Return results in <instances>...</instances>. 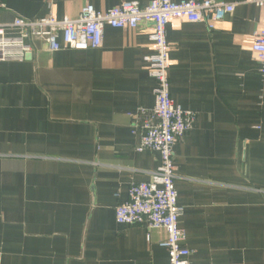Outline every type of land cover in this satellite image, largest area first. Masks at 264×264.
<instances>
[{
  "label": "crops",
  "instance_id": "1",
  "mask_svg": "<svg viewBox=\"0 0 264 264\" xmlns=\"http://www.w3.org/2000/svg\"><path fill=\"white\" fill-rule=\"evenodd\" d=\"M128 1L0 0V25ZM213 1L236 7L212 31L166 27L170 95L196 117L174 146L181 246L196 264H264V77L250 50L264 10ZM150 27H105L86 51L34 41L23 61H0V264H168L163 231L115 220L160 165L135 152L130 118L154 105Z\"/></svg>",
  "mask_w": 264,
  "mask_h": 264
},
{
  "label": "built area",
  "instance_id": "2",
  "mask_svg": "<svg viewBox=\"0 0 264 264\" xmlns=\"http://www.w3.org/2000/svg\"><path fill=\"white\" fill-rule=\"evenodd\" d=\"M241 4L264 10V0H243ZM236 4L213 0H151L140 6L139 0L121 2L104 12L86 5L76 19L58 20L53 16L38 20L15 18L0 25V61H23L31 53V42L47 45L50 53L61 50L86 51L102 45L103 30L110 27L134 31L142 23L151 25L149 39L152 54L145 58L146 72L155 81L154 105L138 108L131 115L134 128L139 132L135 152L145 150L159 155L160 165L150 174L148 182L131 184L127 200L116 207L115 220L124 226H141L148 232L161 230L166 238L162 243L168 264H196L189 260L191 252L181 246L184 232L179 228L182 208L177 204L175 189L174 146L191 131L196 121L192 112L175 106L169 90V53L166 27L173 21L204 24L212 31L214 25L232 15ZM13 32L14 36L7 33ZM250 46L253 59L264 77V13Z\"/></svg>",
  "mask_w": 264,
  "mask_h": 264
}]
</instances>
